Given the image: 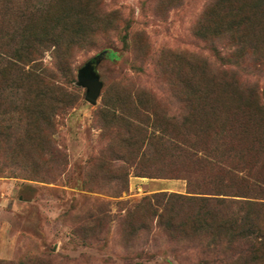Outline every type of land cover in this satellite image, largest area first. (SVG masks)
<instances>
[{
  "label": "rangeland",
  "instance_id": "1",
  "mask_svg": "<svg viewBox=\"0 0 264 264\" xmlns=\"http://www.w3.org/2000/svg\"><path fill=\"white\" fill-rule=\"evenodd\" d=\"M214 2L96 0L85 39L58 55L40 46L42 55L18 62L37 68L31 76L0 67V264H250L247 240L208 252L206 238L172 237L151 198L188 191L168 165L172 153L158 148L169 138H158L162 130H239L236 156L258 161L252 172L264 175V151L254 149L264 145V27H252L253 17L212 45L195 27ZM215 20L227 21L223 13ZM10 31L0 25V35ZM195 56L217 75L215 111L192 107L203 95L190 89L204 67L192 66ZM89 61L103 83L94 105L77 84Z\"/></svg>",
  "mask_w": 264,
  "mask_h": 264
},
{
  "label": "trees",
  "instance_id": "2",
  "mask_svg": "<svg viewBox=\"0 0 264 264\" xmlns=\"http://www.w3.org/2000/svg\"><path fill=\"white\" fill-rule=\"evenodd\" d=\"M213 1L215 2L195 27V34L212 45L221 33L241 32L253 17L257 18L256 25L252 24V27H264V0ZM95 2L96 0H0V25L6 31L11 29L9 35H12L9 36L7 32L3 33L4 36L0 35L2 71L9 67L14 72V77L23 74L31 76V70L37 68L33 65L34 69L30 66V71L25 70L18 62H25L32 54L42 55L40 46L54 45L52 53L58 55L75 41L85 39L87 31L83 28L85 21H89L91 17ZM55 11L60 14L58 18ZM221 13L225 14V23L215 20ZM40 21L43 23L38 31L37 25ZM7 36L9 37L4 40ZM30 42H36V45L30 46ZM191 63L194 67L193 64L204 63L202 80H195L193 74L191 76V93L203 94L196 98L199 102L195 107L192 103V107H208L215 111L219 106L216 100L212 101V96L217 95H213L214 92H220L216 88L217 75L209 69L205 72L208 63L205 58L195 56ZM44 95L41 89L34 94L36 101L43 99ZM7 101L14 104L16 99L9 96ZM32 106L41 112L38 103ZM238 131L218 126H190L183 133L175 134L173 131L162 130L158 138H169L160 141L158 148L160 151L172 153L173 162L169 161L168 165L175 175L182 172L188 191L187 194L160 193L151 198H154L155 205L160 208L155 209L159 226L177 240L206 238L205 249L208 252L219 251L222 247L229 248L235 242L247 240L252 245L249 250L253 253L250 264H263L264 201L233 199L230 196L264 199V175L252 172L258 161H248L246 164L242 160L243 155L236 156L232 139L238 135ZM244 131L240 134H244ZM221 136L229 138L230 141L220 142ZM175 137L176 140L178 137V142L174 141ZM254 149L262 153L264 145ZM217 153L221 158L215 159L211 156ZM231 187L245 192H237L240 193L238 195L231 193ZM150 207L153 208L152 205Z\"/></svg>",
  "mask_w": 264,
  "mask_h": 264
},
{
  "label": "water",
  "instance_id": "3",
  "mask_svg": "<svg viewBox=\"0 0 264 264\" xmlns=\"http://www.w3.org/2000/svg\"><path fill=\"white\" fill-rule=\"evenodd\" d=\"M77 84L86 89L85 100L96 104L103 83L95 71V62L89 61L77 72Z\"/></svg>",
  "mask_w": 264,
  "mask_h": 264
}]
</instances>
